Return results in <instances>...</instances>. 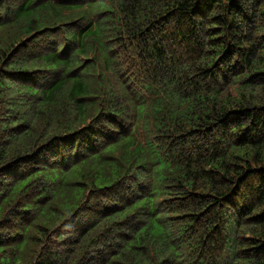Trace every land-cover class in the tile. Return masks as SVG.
<instances>
[{
    "label": "trees",
    "instance_id": "1",
    "mask_svg": "<svg viewBox=\"0 0 264 264\" xmlns=\"http://www.w3.org/2000/svg\"><path fill=\"white\" fill-rule=\"evenodd\" d=\"M0 264H264V0H0Z\"/></svg>",
    "mask_w": 264,
    "mask_h": 264
}]
</instances>
